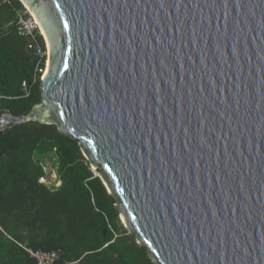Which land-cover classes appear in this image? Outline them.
<instances>
[{
  "label": "water",
  "instance_id": "95a60500",
  "mask_svg": "<svg viewBox=\"0 0 264 264\" xmlns=\"http://www.w3.org/2000/svg\"><path fill=\"white\" fill-rule=\"evenodd\" d=\"M41 100L154 264H264V0H20ZM48 62V64H47Z\"/></svg>",
  "mask_w": 264,
  "mask_h": 264
},
{
  "label": "trees",
  "instance_id": "16d2710c",
  "mask_svg": "<svg viewBox=\"0 0 264 264\" xmlns=\"http://www.w3.org/2000/svg\"><path fill=\"white\" fill-rule=\"evenodd\" d=\"M25 11L20 0H0V110L13 116L40 102L47 60L39 29L26 33L20 22ZM46 157L61 180L57 188L38 182ZM24 247L60 249L55 264H154L123 228L116 199L79 140L32 120L0 131V264H36Z\"/></svg>",
  "mask_w": 264,
  "mask_h": 264
},
{
  "label": "built area",
  "instance_id": "2783aa9c",
  "mask_svg": "<svg viewBox=\"0 0 264 264\" xmlns=\"http://www.w3.org/2000/svg\"><path fill=\"white\" fill-rule=\"evenodd\" d=\"M24 21L25 20H22V19L20 20V22H21L22 26L24 27V30L26 31V33H30L34 28L24 26L23 25ZM34 26L36 28H39L38 24L36 22H35ZM37 52L41 53V51L39 49L37 50ZM43 72H42V74H43ZM42 76H41V78H42ZM23 85H25V84L23 83ZM46 158L50 161L49 165L45 161ZM46 158H44V160L41 162L43 174L39 177L38 182L46 185L47 187L57 188L61 185V180L59 179V177L57 175L56 166L53 165L54 163H53V160L51 158H48V157H46ZM24 248H25V251L29 254V256L36 261V264H55V262L59 259L60 255H61L60 249H56V250H52V251H41V250L34 251L31 248H26V247H24Z\"/></svg>",
  "mask_w": 264,
  "mask_h": 264
},
{
  "label": "rangeland",
  "instance_id": "374dc122",
  "mask_svg": "<svg viewBox=\"0 0 264 264\" xmlns=\"http://www.w3.org/2000/svg\"><path fill=\"white\" fill-rule=\"evenodd\" d=\"M24 6V5H23ZM25 7V12H23V15L22 16H26L27 14H29V16H27V18L25 19V21L23 22L24 24V26H28V27H32V28H36L35 26H34V24H35V22H36V20H35V18L32 16V14L30 13V11L28 10V8L26 7V6H24ZM37 23V22H36ZM45 46H46V44H45ZM45 53V51L44 52H41V54H44ZM46 57H47V47H46ZM47 59V58H46ZM47 61V60H46ZM45 70H46V64H45ZM44 70V71H45ZM43 74H44V72H43ZM42 74V75H43ZM83 155L85 156V154L83 153ZM45 161L47 162V164L49 165L50 164V161L46 158L45 159ZM91 170H92V172H93V174L94 175H96V176H100V172L94 167V166H92L91 165ZM120 218H121V221H122V223H123V228L124 229H126V230H128V233L129 234H132L131 232H130V230L127 228V225H126V223L124 222V220H123V218L120 216ZM136 243L138 244V246H142V243H139L138 241H137V239H136Z\"/></svg>",
  "mask_w": 264,
  "mask_h": 264
},
{
  "label": "bare ground",
  "instance_id": "6f19581e",
  "mask_svg": "<svg viewBox=\"0 0 264 264\" xmlns=\"http://www.w3.org/2000/svg\"><path fill=\"white\" fill-rule=\"evenodd\" d=\"M35 18V17H34ZM35 20H36V18H35ZM36 22H37V24L39 25V23H38V21L36 20ZM47 64H48V62H47Z\"/></svg>",
  "mask_w": 264,
  "mask_h": 264
},
{
  "label": "clouds",
  "instance_id": "9594fccd",
  "mask_svg": "<svg viewBox=\"0 0 264 264\" xmlns=\"http://www.w3.org/2000/svg\"><path fill=\"white\" fill-rule=\"evenodd\" d=\"M39 29V28H38ZM40 31V30H39Z\"/></svg>",
  "mask_w": 264,
  "mask_h": 264
}]
</instances>
